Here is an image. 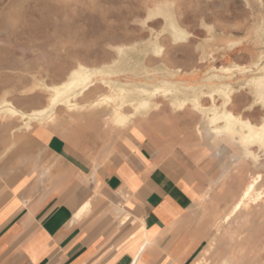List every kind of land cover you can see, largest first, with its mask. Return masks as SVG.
<instances>
[{"label": "rangeland", "instance_id": "1", "mask_svg": "<svg viewBox=\"0 0 264 264\" xmlns=\"http://www.w3.org/2000/svg\"><path fill=\"white\" fill-rule=\"evenodd\" d=\"M111 111L135 137L148 117H188L264 196V0H0L1 181L34 125Z\"/></svg>", "mask_w": 264, "mask_h": 264}, {"label": "crops", "instance_id": "2", "mask_svg": "<svg viewBox=\"0 0 264 264\" xmlns=\"http://www.w3.org/2000/svg\"><path fill=\"white\" fill-rule=\"evenodd\" d=\"M151 118L136 137L109 118L20 134L0 179V264H264L257 209L222 222L249 183L242 157L192 140L188 117Z\"/></svg>", "mask_w": 264, "mask_h": 264}, {"label": "bare ground", "instance_id": "3", "mask_svg": "<svg viewBox=\"0 0 264 264\" xmlns=\"http://www.w3.org/2000/svg\"><path fill=\"white\" fill-rule=\"evenodd\" d=\"M113 111L110 112L109 123L112 122ZM113 131H117V127H111ZM261 181V176L258 174L252 177L251 181L247 184L243 190L238 201L233 205L230 212L224 217L223 223L228 224L240 211H247L250 209L251 205L257 209L260 207L264 211V196L259 192L258 185ZM81 212V211H80ZM83 212V211H82ZM223 264H230L228 259L223 261Z\"/></svg>", "mask_w": 264, "mask_h": 264}]
</instances>
